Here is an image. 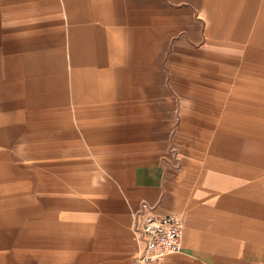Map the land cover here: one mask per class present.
<instances>
[{"label": "crops", "instance_id": "0c3cea01", "mask_svg": "<svg viewBox=\"0 0 264 264\" xmlns=\"http://www.w3.org/2000/svg\"><path fill=\"white\" fill-rule=\"evenodd\" d=\"M227 1L0 0V264H5V246H9L5 241V225L11 226L10 222H5V128L16 126L19 132L15 139L33 142L30 150L23 153L24 157L39 159L34 166H16L22 173L20 182L24 189H34L31 195L34 202L27 196L24 199L26 204L20 211L29 219L21 225L17 242L13 243L14 249L10 252L14 253L7 254L27 264H53L56 209L77 202L70 198L68 183L61 185L58 177L59 172L69 176L73 164L63 156L78 149L70 142L76 136L72 112L97 113V117L88 121L77 119V125L118 123L114 129L121 133V139L130 136L132 123L150 121L149 108L155 116H163L167 111L165 107L147 101L163 90L160 82L165 75L157 62L173 36L181 35V38L166 55L171 79H177L181 68L201 77V80L181 77L185 84L175 88L178 94L187 93L195 99L203 97L208 100L202 107H212V93L221 95L228 91V99L222 101L229 109L242 114L236 116L238 120L247 122L245 113L256 115L252 122L256 124L254 133L239 130L249 141L231 134L224 144L218 142L217 136L212 146L223 147L236 157L264 167V128L261 127L264 124V90L254 87V79L232 75L233 69L226 68L225 64L264 60V0ZM232 2H238L237 7ZM183 4L205 17L202 36L207 39L208 48L187 44L201 38L198 36L201 23L194 21L193 14ZM214 35L221 37L223 51H217L213 45ZM214 59L223 64L213 62ZM248 62L242 66L245 68L251 63ZM219 78L232 80V88L210 85ZM190 121L192 127L197 123L195 118ZM128 123H131L129 127ZM149 124H159L163 128L167 125L160 118L146 122L143 126L145 136L150 134ZM192 127L186 123L181 125L195 132L196 126ZM109 130L94 129L86 133L106 134L111 132ZM12 140L7 139V143ZM241 144H246L245 149L238 150ZM227 169L234 171L231 165ZM249 170H242L246 181L250 178ZM31 172L37 173L35 179L29 175ZM156 179V171L135 170V190L144 193L153 190ZM243 183L236 182L235 188L210 202L212 208L207 210L215 217L216 224L211 225L213 232L209 237L222 229V220L238 221L241 228L228 241H241L237 243L243 245L246 234H250L244 230V225L250 222L253 208L256 207L257 215L264 218V184L258 181ZM216 187L221 190L226 186ZM152 192L153 195L148 194L150 202L155 199V190ZM220 204L230 206V210L220 214ZM159 210L160 207L154 208V212ZM249 242L244 247L251 248ZM19 245L23 247L21 250L34 246L36 251L20 253ZM257 249L253 253L245 251V254L264 251L262 247ZM170 255L163 262H171ZM211 260L214 263L215 259Z\"/></svg>", "mask_w": 264, "mask_h": 264}, {"label": "rangeland", "instance_id": "374dc122", "mask_svg": "<svg viewBox=\"0 0 264 264\" xmlns=\"http://www.w3.org/2000/svg\"><path fill=\"white\" fill-rule=\"evenodd\" d=\"M232 4L237 7L238 2H232ZM183 5L189 7L188 4ZM188 9L193 14L194 21L201 23L198 29V36L201 38L197 42H187V44L195 48H208L207 39L202 36L205 17L197 10ZM181 33L184 34L183 31ZM214 36L213 45L217 51H223L224 49L221 50L224 46L221 37ZM180 38L181 35L171 37L169 45L161 53L157 65L165 75L160 82L163 90L147 101L148 104L165 107L167 111L163 116H155L149 108L150 121L132 123L128 132L130 136L121 139V133L114 129L118 123L95 122L77 125V119L88 121L97 117V113L93 111L72 112L76 136L70 142L78 149L71 155L63 156L73 164L68 171L69 176L59 172L58 177L61 178L59 179L61 185L68 183L70 198L77 202L75 205L56 209L55 235L57 240L54 253H52L53 264H136L137 245L133 225L135 214L139 211L143 201L153 204L154 208L160 207L158 214H177L183 224L182 251L171 254L169 256L171 262L162 264H264V251L255 252L253 255L245 254V251L253 253L259 247L264 249V241L260 243L264 240V218L257 215L256 207L250 213V222L244 225V230L247 233L250 231L249 235L246 234L244 244L250 241L251 248L247 245L244 247V244L238 245L237 242L241 241L232 240L234 234L241 228V223L238 221L222 220L220 222L222 229L217 235L209 237L210 232H213L210 227L216 224V220L207 210L212 208L210 202H215L216 196L219 200L221 194L228 189L235 188L238 181L240 184L249 181L264 184L263 165L236 157L223 147L219 149L212 146L213 139L217 136H219L218 142L224 144V141H227L225 139L231 134L241 137L243 141H249L247 136L239 130L249 134L254 133L256 124L252 122L256 115L245 113L248 117L247 122L238 120L236 116L242 114L229 109L222 101L228 99L230 95L228 91L221 95L213 92L210 96L212 107L209 105L202 107L208 100L203 97L195 99L187 93L178 94L175 88L185 84L180 79L181 77L201 80L199 75L186 72L183 68L175 81L168 74L169 66L166 55L172 52ZM244 43L249 44L246 41ZM212 61L217 64L222 63L217 59ZM247 62L239 60L235 65L227 62L225 64L226 68L233 69L232 75L241 74L240 76L254 79L256 80L254 87L264 90V60L249 61L251 63L248 62L249 64L244 68L242 63L247 64ZM223 77L227 76L223 75ZM210 85L229 90L233 86V81L219 78L217 81L210 82ZM197 103H202V105L198 106ZM158 118L167 123L166 127L149 124L147 130L153 135L147 136L146 134L145 136L146 131L143 126L146 122L150 123ZM190 118L197 119L195 132L181 128L184 123L190 124V127L193 126ZM130 124L128 123L127 126L129 127ZM207 125H211V128ZM261 127L264 128V124ZM94 129H110L111 132L86 133L87 130ZM18 132L19 129L16 126L5 128V172L3 171L5 174V213H7L5 222L11 224L9 227L5 225V241L9 243V246H5V264H27L7 254L14 253L10 252L14 249L13 243L17 242L21 225L29 219V216L25 217L20 211L26 204L24 199L30 197L29 201L34 202L31 196L34 189H24L20 182L22 173L16 169V166L21 168L34 166L39 160L32 156L24 157L23 153L30 150L33 142L26 143L15 139ZM28 132L31 131L28 130ZM7 139L15 140L7 143ZM245 145L241 144L237 149H245ZM228 165H231L234 171L228 170ZM246 168L251 169L248 172L250 178L247 181L242 177V170ZM139 169L157 173L153 202L148 200L150 199L148 194L153 195V190H148L147 193L135 190L137 186L134 184V171ZM29 175L32 179L37 177L35 172ZM67 176L70 178L68 179ZM34 185L36 186V183ZM217 185L226 187L219 190ZM219 208L220 214L230 210V206L223 204H220ZM231 237V241H228ZM236 243L238 246H235ZM22 248L19 245L20 253L31 254L36 251L34 246L21 250ZM184 251L186 253H182ZM211 259H215L214 263Z\"/></svg>", "mask_w": 264, "mask_h": 264}, {"label": "built area", "instance_id": "2783aa9c", "mask_svg": "<svg viewBox=\"0 0 264 264\" xmlns=\"http://www.w3.org/2000/svg\"><path fill=\"white\" fill-rule=\"evenodd\" d=\"M133 234L136 264H161L168 255L183 249L181 218L175 213L154 212V205L148 201L141 203Z\"/></svg>", "mask_w": 264, "mask_h": 264}]
</instances>
